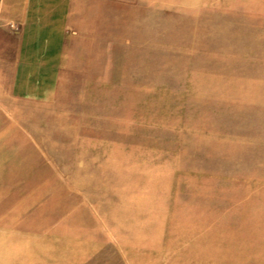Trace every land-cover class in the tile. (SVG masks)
<instances>
[{
  "label": "rangeland",
  "instance_id": "rangeland-1",
  "mask_svg": "<svg viewBox=\"0 0 264 264\" xmlns=\"http://www.w3.org/2000/svg\"><path fill=\"white\" fill-rule=\"evenodd\" d=\"M95 16L0 109V264H264V0Z\"/></svg>",
  "mask_w": 264,
  "mask_h": 264
},
{
  "label": "crops",
  "instance_id": "crops-1",
  "mask_svg": "<svg viewBox=\"0 0 264 264\" xmlns=\"http://www.w3.org/2000/svg\"><path fill=\"white\" fill-rule=\"evenodd\" d=\"M125 3L126 0H0V109H11L8 100L12 102L14 98L27 102H45L58 81L63 30L72 25L82 27L79 24L82 20L92 23L95 14L108 13L110 7H119ZM12 22L22 26L16 45V59L12 43L7 48L8 38L10 40L13 37L8 32V24ZM48 45L53 47L47 50ZM0 119L2 125L12 124L9 117ZM0 140H3V136H0ZM62 234L57 236L53 232L47 235L61 241ZM83 257H76L74 262L87 258ZM59 261L67 263L56 259L54 264Z\"/></svg>",
  "mask_w": 264,
  "mask_h": 264
}]
</instances>
